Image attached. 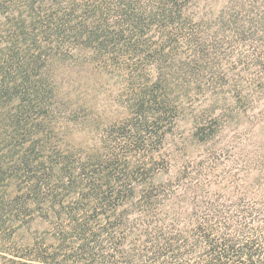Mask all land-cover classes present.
Instances as JSON below:
<instances>
[{
  "label": "trees",
  "instance_id": "obj_1",
  "mask_svg": "<svg viewBox=\"0 0 264 264\" xmlns=\"http://www.w3.org/2000/svg\"><path fill=\"white\" fill-rule=\"evenodd\" d=\"M213 1L0 0V264H264V159L162 178L264 94V0Z\"/></svg>",
  "mask_w": 264,
  "mask_h": 264
},
{
  "label": "rangeland",
  "instance_id": "obj_2",
  "mask_svg": "<svg viewBox=\"0 0 264 264\" xmlns=\"http://www.w3.org/2000/svg\"><path fill=\"white\" fill-rule=\"evenodd\" d=\"M213 0H200V8L217 7ZM194 124L191 111H187L177 123L174 132L168 135L164 152L171 160V172L162 178L172 177L189 160L195 162L207 156L219 157L222 167L234 166L243 176L249 172L257 175V169L263 168L264 159V94L256 98L253 108H239L236 116L220 132L219 136L208 144H199L193 136ZM250 165V166H251ZM247 170V171H246Z\"/></svg>",
  "mask_w": 264,
  "mask_h": 264
}]
</instances>
